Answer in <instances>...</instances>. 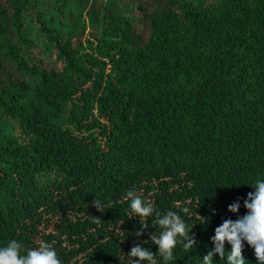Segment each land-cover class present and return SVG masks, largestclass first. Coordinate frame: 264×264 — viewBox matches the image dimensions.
Here are the masks:
<instances>
[{"label":"trees","instance_id":"16d2710c","mask_svg":"<svg viewBox=\"0 0 264 264\" xmlns=\"http://www.w3.org/2000/svg\"><path fill=\"white\" fill-rule=\"evenodd\" d=\"M257 180L264 0H0V248L44 241L61 264H131L139 244L164 264L155 213L135 235V190L196 238L167 264H203ZM243 256L259 264L246 241Z\"/></svg>","mask_w":264,"mask_h":264},{"label":"clouds","instance_id":"9594fccd","mask_svg":"<svg viewBox=\"0 0 264 264\" xmlns=\"http://www.w3.org/2000/svg\"><path fill=\"white\" fill-rule=\"evenodd\" d=\"M254 192L247 194L244 200V207L247 213L239 216L236 220L225 219L222 224L215 228V235L211 238L214 249H210L203 256V264H213V257L219 254L221 259L225 257V244L231 245V251L227 253L229 264H246L243 256L244 242L246 241L255 251L259 264H264V180H257L254 185ZM126 199L130 200L131 217H138L142 230L135 233L137 237L144 235L148 228V219L154 213L156 220L154 226L159 227L160 233L150 234V240L158 246V254L162 257L164 264L174 259V249L181 245L184 251H190L196 245V238L190 235L187 223L175 211H168L162 215L156 211L152 202L144 200L135 190L126 193ZM97 211L104 212L105 206L99 198L92 201ZM241 205L234 202L228 206V211L239 213ZM181 211L189 213L187 206ZM93 223L99 224L100 218L90 217ZM147 241H144L146 243ZM22 250L26 253L21 254ZM153 253L148 248L139 244L132 247L129 256L133 257L131 264H158ZM138 258V259H137ZM0 264H61L57 252L51 244L41 241L36 248L23 249V246L16 240H12L6 247L0 248Z\"/></svg>","mask_w":264,"mask_h":264},{"label":"rangeland","instance_id":"374dc122","mask_svg":"<svg viewBox=\"0 0 264 264\" xmlns=\"http://www.w3.org/2000/svg\"><path fill=\"white\" fill-rule=\"evenodd\" d=\"M85 11H86V9L84 10V14H83L84 16L86 15ZM88 34H89V32H88V30H87V31H86V36H87ZM86 36H85V37H86Z\"/></svg>","mask_w":264,"mask_h":264}]
</instances>
